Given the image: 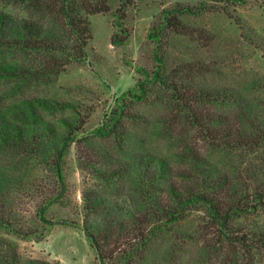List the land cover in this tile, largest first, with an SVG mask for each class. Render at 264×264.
Listing matches in <instances>:
<instances>
[{"label":"trees","instance_id":"1","mask_svg":"<svg viewBox=\"0 0 264 264\" xmlns=\"http://www.w3.org/2000/svg\"><path fill=\"white\" fill-rule=\"evenodd\" d=\"M6 1L25 15L0 9V153L8 159L0 165V196L32 169L48 170L56 192L37 215L54 224L45 211L66 193V157L76 143L90 153L77 155L78 166L98 181L82 191L81 228L99 264H264V100L249 88L218 84L216 67L204 61L169 69L164 51L170 34H188L181 16L227 13L228 0L162 9L147 33L154 69H142L143 78L116 96L88 134H81L80 104L38 90L87 58L88 15L108 11V0ZM117 1L114 46L129 36L124 19L134 2ZM139 105L155 111H135ZM59 113L58 121L49 117ZM155 141L168 153L156 152ZM124 193L128 199L119 204L115 198ZM0 228L24 239L38 233L1 212ZM5 242L0 264H19Z\"/></svg>","mask_w":264,"mask_h":264},{"label":"rangeland","instance_id":"2","mask_svg":"<svg viewBox=\"0 0 264 264\" xmlns=\"http://www.w3.org/2000/svg\"><path fill=\"white\" fill-rule=\"evenodd\" d=\"M201 1L214 3L213 0H134L124 19L129 36L123 45L114 46L110 38L116 30L113 13L118 1L108 0V11L88 15L91 39L87 58L67 65L54 82L39 88L38 95L80 104L86 121L81 134L93 132L116 96L143 78L142 69L148 73L154 69L155 44L147 38V33L157 23L162 9L195 6ZM226 7L227 13L212 8L194 16H181L188 34L172 33L164 42L169 69L189 59L204 61L216 67L218 74L214 79L218 84L249 88L253 96L264 100V0H244L243 3L228 0ZM0 9L25 15L17 5L6 0H0ZM3 92L4 87L0 86V100L5 99ZM134 110L144 114L155 111L147 105L135 106ZM61 115L49 117L58 121ZM95 140L97 144L102 141ZM152 145L159 154L168 153L164 143L155 141ZM86 151L76 143L69 149L65 163L66 193L45 211L47 220L54 222L52 225L41 221L37 215L39 205L56 192V180L48 170L34 168L19 186L3 192L0 196L2 215L38 233L32 239H24L0 228V252L4 242L9 241L17 252L19 264L28 260L46 264H99L81 228L82 191L98 184L86 169L78 166L77 155L80 153L86 159L90 154ZM7 162V156L0 153V165ZM125 194L115 200L119 204L124 202L128 199Z\"/></svg>","mask_w":264,"mask_h":264}]
</instances>
